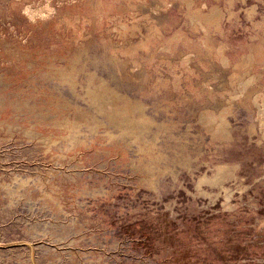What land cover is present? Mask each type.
<instances>
[{
    "label": "rangeland",
    "instance_id": "obj_1",
    "mask_svg": "<svg viewBox=\"0 0 264 264\" xmlns=\"http://www.w3.org/2000/svg\"><path fill=\"white\" fill-rule=\"evenodd\" d=\"M0 264H264V0H0Z\"/></svg>",
    "mask_w": 264,
    "mask_h": 264
}]
</instances>
